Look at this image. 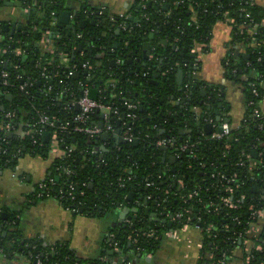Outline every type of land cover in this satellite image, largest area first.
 I'll use <instances>...</instances> for the list:
<instances>
[{
	"label": "trees",
	"instance_id": "16d2710c",
	"mask_svg": "<svg viewBox=\"0 0 264 264\" xmlns=\"http://www.w3.org/2000/svg\"><path fill=\"white\" fill-rule=\"evenodd\" d=\"M17 1L29 11L21 29L11 33L4 29L6 23H0V91L4 94L0 125L11 126L8 132L0 130V147L4 151H0V172L14 169L26 154L49 157L51 144L44 136L20 138L16 130L27 123L33 125L42 116L55 117L56 126L66 125L67 130L46 127V131L49 135L57 133L64 156L54 159L49 178L53 181L48 179L45 189L37 188L35 200L55 199L74 215L93 218L126 208L128 221L105 243L107 250L152 254L166 232L198 225L202 228L199 264H232L238 248L244 251V263L250 255L249 264H264V227L260 235H246L257 221L254 213L264 208V119L252 116L264 98V7L248 0H132L128 12L111 21L104 15L89 17L96 9L87 0H73L81 4L74 21L77 25L87 21L85 38L76 41L60 26L58 18L61 12L71 9L69 0ZM52 13L57 15V27L52 26ZM226 17L235 27L223 61L225 77L244 86L246 110L238 130L229 137L213 139L205 136L202 129L208 118L218 126L225 122L217 121L214 114L224 100L223 91L194 75L195 70H200V64L195 66V49L202 46L205 51L215 25ZM94 19L96 24L92 25ZM245 22L249 31L242 33L239 27ZM253 29L255 36L250 34ZM47 32L56 47L53 55L39 45ZM253 39L256 46L252 45ZM147 42L149 56L144 59ZM63 53L71 59L70 65L90 61L93 70L80 69L68 76L71 66L60 65L59 61ZM179 69L187 75L181 87L175 77ZM3 72L8 76L3 77ZM80 82L88 84L89 95L93 93L96 100L118 109L119 115H112L113 128L116 133L130 129L139 139L137 145L112 138L90 139L73 131L79 110L65 109L69 96L59 101L57 94L69 88L80 96ZM253 89L258 91L257 96ZM182 100L183 105L179 104ZM130 104L136 108L130 110ZM195 108L202 111L200 116ZM11 112L15 117L7 118ZM98 117L95 113L92 120ZM120 117L125 118V126L123 122L118 127ZM161 140L173 146L158 147L156 143ZM185 144L188 149L182 151ZM246 154L261 161V165L251 170ZM173 157L175 163L171 161ZM242 162L245 163L241 165ZM222 175L234 181L227 183ZM151 182L154 185L148 187ZM130 194L133 200L128 198ZM226 199L235 208L227 206ZM0 222L6 232L0 240L5 253H20L32 264H103L101 260L80 259L68 244L45 245L25 239L16 213L9 212L7 218L0 214ZM246 238L262 249L247 251Z\"/></svg>",
	"mask_w": 264,
	"mask_h": 264
},
{
	"label": "crops",
	"instance_id": "0c3cea01",
	"mask_svg": "<svg viewBox=\"0 0 264 264\" xmlns=\"http://www.w3.org/2000/svg\"><path fill=\"white\" fill-rule=\"evenodd\" d=\"M253 1L264 7V0ZM87 2L92 9L107 11V16L110 18L125 15L132 4V0H87ZM68 6L79 11L81 4L69 0ZM71 9L70 20L74 21L75 10ZM27 19L28 13L19 1L0 2V23L14 26L16 30ZM231 38V27L226 23L218 22L214 27L210 44L200 53L198 59L200 70L198 72L195 70L194 75L205 84L221 88L224 100L219 104L220 115L224 119H229L233 129H237L245 116V88L242 84L227 80L225 77L223 61ZM177 74L175 77L179 86L180 79H177ZM186 79L187 75L183 71L182 85ZM260 107L264 110V98L260 102ZM202 131L205 132L204 127ZM54 159V153L47 158L26 154L19 159L14 169L0 172L1 218H7L9 212L16 213L20 218L21 231L25 239L36 240L45 245L68 244L80 259L101 260L103 264H199L202 235L195 227L178 231L176 237L164 236L155 253L125 254L107 250L105 243L112 240L110 236H114V233L120 231L128 221L129 211L126 208L100 218H93L74 215L55 199L35 200L37 188L52 175ZM4 233L0 222V240L6 236ZM243 252L240 248L235 250L232 264H245ZM32 263L20 253H5L0 248V264Z\"/></svg>",
	"mask_w": 264,
	"mask_h": 264
},
{
	"label": "built area",
	"instance_id": "2783aa9c",
	"mask_svg": "<svg viewBox=\"0 0 264 264\" xmlns=\"http://www.w3.org/2000/svg\"><path fill=\"white\" fill-rule=\"evenodd\" d=\"M248 1L255 3L253 0H248ZM25 10L27 11V13H29L28 9H25ZM103 13H104V10L101 9V10L92 11L89 14L91 16H95V15L102 16ZM52 16L54 17V20L52 22V26L57 27L59 17L57 18V15L55 13H52ZM97 16H95V17H97ZM246 18H250L249 13H246ZM113 20H114V18H111V21H113ZM220 22L228 24L233 31L235 24L233 23V21L230 18L226 17V19L224 21H220ZM257 27H258V25L256 24L254 28L257 29ZM123 29H125V27H123ZM239 29L241 30L242 33L244 32V30L249 31L248 24L246 22L243 23L242 25H240ZM83 31L84 30L77 29L76 32H73L71 34L74 35V39L76 41H78V40L80 41V40L85 38V36H84L85 34ZM250 34L255 36L256 31L253 29ZM39 45L42 47V50L45 53H49V54L53 55L56 51V47L53 46V42L50 39L49 32L45 33V35L43 36ZM252 45L256 46V42L254 39H253ZM80 46H82V45H79L78 49ZM195 51L197 52V59H196L197 64L195 65L197 67V65L199 64L198 59L200 57V53H202V51H203V47L198 46L195 49ZM79 52H80L81 56L84 55L83 54V47ZM17 53L21 54V50L17 49ZM70 60L71 59L69 58L68 54H64V53L60 54V60H59L60 65H63L65 67L71 66V67H69L71 70L69 71L68 76L75 75L80 69L87 71V72L93 70V65L91 64L90 61H85L84 63H74L73 65H70ZM7 76H8V74L6 72H3V77H7ZM112 86H114V84H112ZM78 90L81 93L80 96L76 95V93L71 92L69 90V88H65L64 90H62L60 93L57 94L59 101H62L61 98H63L64 95L67 94L69 96V101L64 104L65 109H68V107H70V108L71 107H77V109L79 110V113L74 118V127H73L74 132L84 134L87 137H89L90 139H96V138L102 137V135H104V134H108L109 139L112 138V139H115L116 141H122V142L134 141V142H136L139 140L138 138L133 136V134L130 132V129H124L122 132L120 130V132L117 131V133H116V130L113 128V126L111 124L112 115H115V116L119 115V111L117 108H115V106L105 104L99 100L91 99L89 97V93H90L89 86L86 83L80 82L78 85ZM48 91L51 92L52 88H49ZM253 93L256 96L258 95V91L256 89H253ZM3 95H4L3 92L0 91V101H1V97ZM0 107L4 108L3 106H0ZM127 107L130 110L136 108L135 105H131V104L128 105ZM194 111L198 116H200L202 114V111L197 109V108H195ZM95 113H97L99 115V117L97 120H92V116ZM252 116L255 117L256 119H264V110L261 109L260 104L255 108ZM6 117L7 118H13V117H15V113L14 112L8 113L6 115ZM243 120H244V118H243ZM56 121L57 120L55 117L50 118L48 116H42L40 118V120L37 121L36 123H34L33 125H29L28 123L26 124V126L21 125L19 127V129L16 130V134L20 138H25V137H28L30 135L45 136V134L47 133L46 127L56 128L57 127ZM204 121H205L204 127L207 124H211L212 134L211 135H205L204 131H202V133L207 137H209V136L212 137L213 139H222L224 137H229V136H231V134L234 130H238L241 127V125H240L239 128L233 129V127L230 125V123H227V122H224L223 124L218 126V124L212 118H208ZM119 123L121 125L123 123L124 126L127 124V123H125V118H122V117L119 118ZM100 124H102L103 126H100ZM57 128H59L61 131L67 130L66 125H62V126H59ZM10 129H11V126L9 123L5 124V125H3V124L0 125V130H4V131L8 132V131H10ZM216 129H218L217 132H215ZM33 139H35V138H33ZM235 141H238V140H235ZM3 142H5V140H3ZM48 142H50V144H51V153L50 154L54 153L55 158H59V157L64 156V152L60 149V142L61 141L59 140L58 135L55 131L49 136ZM33 143L37 144V140L35 139L33 141ZM156 145L158 147L167 148L168 145H170L172 147L173 143L167 142L166 140H161V141H158L156 143ZM101 148H104V146ZM229 148L230 147L227 146V149H229ZM187 149H188V144H185L181 147L182 151H186ZM0 151L4 152L2 150V147H0ZM71 151H72V149H69V152H71ZM244 156H245V159L247 160V162L250 164L249 167L251 170L254 168H257L261 165V161L255 160V158L252 157L250 154H246ZM244 163L245 162H242L241 165H243ZM69 173H71V172H69ZM221 178H222V180L227 181V183L234 181V179H226L224 175H222ZM52 181H53V179H49V182H52ZM46 182L47 181L43 182L39 186V188L45 189L46 188ZM179 183H180V186L183 187L182 181H179ZM153 185H154L153 182L147 184L148 187H151ZM121 186L123 187L124 185L121 184ZM73 189H74V186L71 185V190H73ZM227 191L229 193L233 192L231 187H228ZM81 195H84V192H81ZM193 195H197V194L194 193ZM188 197L191 199L192 195H190ZM182 198L185 200L188 199L187 197H182ZM72 199H74V196L72 197ZM149 199H151L150 196L148 197V200ZM140 202H142V201H139L137 203H139V205H140L141 204ZM224 203L231 208H235V205L229 199L224 200ZM147 208H149V207H147ZM254 215L257 216V221L254 222L251 225L250 229L246 232L247 236L248 235H260L262 233V230L264 227V208H263V210L255 212ZM177 217H180V216L178 215ZM187 227H195V228L199 229L200 232L202 233V228L198 225H195V226L184 225V227L179 229V230H171V231L166 232L164 236L176 237L178 231L184 230ZM149 235L153 236L154 232L150 231ZM110 237H111V239L114 238L113 235H111ZM244 244L246 245L247 251H249L250 249H255V250H261L262 249L260 245L254 244L248 238H246L244 240ZM201 248H202V244H201ZM250 260H251V256L250 255L246 256L245 264H249ZM35 264H42V262L36 261ZM221 264H228V263L226 261H223Z\"/></svg>",
	"mask_w": 264,
	"mask_h": 264
},
{
	"label": "water",
	"instance_id": "95a60500",
	"mask_svg": "<svg viewBox=\"0 0 264 264\" xmlns=\"http://www.w3.org/2000/svg\"><path fill=\"white\" fill-rule=\"evenodd\" d=\"M73 10H75V15H76V8H74ZM88 15H89V17H91L90 14H88ZM103 15L106 17V16H107V11H104ZM58 17H59V23H60V26H61V27L66 26V30L69 31L70 34L73 33V32H76L77 29L84 30V29L86 28V25H87V21H86V20L81 21V22L79 23V25H77L75 21H71V20H70V19H71V12H70V10H64L63 12H61V13L58 15ZM91 24H92V25H95V24H96V19H94V20L92 21ZM4 29H5L6 31H8V32L10 31L11 33H14V32H15V27H14V26L10 27L9 25H4ZM20 29H21V26H19L16 30H20ZM153 38H154V36L151 35V36H150V39H153ZM149 48H150V43H145V44H144V47H143V58H144V59H147L148 56H149ZM81 49H82V46L79 47V51H80ZM246 58H247V57H246ZM178 78L180 79V81H179V86H182V81H183V71L180 70V69H179L178 74H177V79H178ZM206 93H207V91L203 90V94L206 95ZM89 97H90L91 99L96 100V99H95V96L93 95V93H92L91 95H89ZM10 98H11V97H10ZM184 103H185V100H182L181 102H179V104H181V105H183ZM220 108H221V105H219V107L214 111V114H215L216 117H217V121L224 120L225 122L230 123V120H229V119H224V118L221 117L220 112H219V111H220V110H219ZM1 109H3V108H1ZM100 126H103V125L100 124ZM119 126H120V123H119L118 127H119ZM204 130H205V133H206L207 135H211V134H212V126H211V124H207V125H205ZM49 136H50L49 133H46L45 136H44V139H45L47 142H48V140H49ZM101 139L106 141L107 139H109V135H108V134H104V135H102ZM137 144H138V142L136 141V145H137ZM102 149H103V150H106L105 148H102ZM255 156H256V155H255ZM171 161H172V163H175V162H176V159L173 157V158H171ZM128 198H129L130 200H133L134 197H133L132 194H130ZM140 201H142V200H140ZM145 204H146V203H145ZM146 214H147V215L150 214V208H146ZM168 225H169V227H171V226H172V223L169 222ZM4 234L6 235V232H5Z\"/></svg>",
	"mask_w": 264,
	"mask_h": 264
}]
</instances>
